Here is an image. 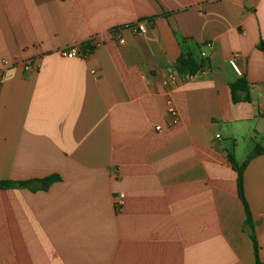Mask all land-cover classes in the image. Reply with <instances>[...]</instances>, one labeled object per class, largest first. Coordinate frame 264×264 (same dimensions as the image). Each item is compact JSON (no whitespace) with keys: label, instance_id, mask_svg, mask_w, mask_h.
Returning <instances> with one entry per match:
<instances>
[{"label":"crops","instance_id":"crops-1","mask_svg":"<svg viewBox=\"0 0 264 264\" xmlns=\"http://www.w3.org/2000/svg\"><path fill=\"white\" fill-rule=\"evenodd\" d=\"M257 148L264 0H0V182L60 178L0 189V264H256L251 235L264 263V154L244 172L252 229L228 159Z\"/></svg>","mask_w":264,"mask_h":264},{"label":"trees","instance_id":"trees-1","mask_svg":"<svg viewBox=\"0 0 264 264\" xmlns=\"http://www.w3.org/2000/svg\"><path fill=\"white\" fill-rule=\"evenodd\" d=\"M204 61H199L194 54L192 53H187L183 54L176 65V70L178 73L185 75V76H194L197 73H199L203 68H204ZM249 89V84L247 80L242 77L238 81H236L234 84L231 85V91L233 94V98L235 101H237V93L238 92H248ZM264 154V150L257 148L255 149L248 157L247 161L240 165L234 154H229V162L231 163L233 169L237 173V185H238V193L239 197L241 198L245 208H246V213H247V224L249 227L252 229L253 227V222H252V215L249 209V205L247 203L246 197H245V190H244V172L245 169L250 161L255 159L256 157ZM60 178L59 176H51L42 180H32V181H24V182H15V181H2L0 182V189H11V188H17V187H29L32 188L33 190H46L48 187L59 181ZM253 242H254V249H255V256H256V264H264L260 261L259 259V248L258 244L256 241V238L254 235H251Z\"/></svg>","mask_w":264,"mask_h":264},{"label":"built area","instance_id":"built-area-1","mask_svg":"<svg viewBox=\"0 0 264 264\" xmlns=\"http://www.w3.org/2000/svg\"><path fill=\"white\" fill-rule=\"evenodd\" d=\"M129 30H131L133 35H142L146 32V25L145 22H139L137 24L131 25L128 27ZM122 30L123 29H116L113 30L111 32V34H113V36L115 37V39L118 41L119 44L123 45L127 42V39L122 35ZM101 44L98 40V37H94L92 38V48L95 49L96 47H99ZM61 55H63L64 57L68 58V59H74V58H78V59H83V55L80 53L78 46H74V47H70L67 48L65 50L61 51ZM238 54H234L233 58L231 59V66L233 67V69L239 74L241 75V71L239 69L238 63H237V58H238ZM177 77V73L176 72H172L169 74V76L167 77V79L165 80V84H169L170 82H175ZM169 115L171 117V121L173 124H178L179 123V114L177 109L173 106L172 103H169ZM157 130H161V127L158 126ZM216 138L219 139L220 135H216ZM125 203V195L124 194H120L116 200H115V206L118 210H120L123 205Z\"/></svg>","mask_w":264,"mask_h":264}]
</instances>
